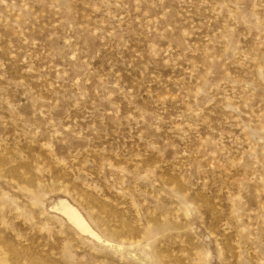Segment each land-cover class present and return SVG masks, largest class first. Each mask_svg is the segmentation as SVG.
<instances>
[{"label": "rangeland", "instance_id": "rangeland-1", "mask_svg": "<svg viewBox=\"0 0 264 264\" xmlns=\"http://www.w3.org/2000/svg\"><path fill=\"white\" fill-rule=\"evenodd\" d=\"M0 264H264V0H0Z\"/></svg>", "mask_w": 264, "mask_h": 264}, {"label": "bare ground", "instance_id": "bare-ground-1", "mask_svg": "<svg viewBox=\"0 0 264 264\" xmlns=\"http://www.w3.org/2000/svg\"><path fill=\"white\" fill-rule=\"evenodd\" d=\"M64 212L71 218L74 220V222L79 226V228L83 229L84 231H87L95 236H97L96 233H94V231H92L89 226H87L85 219L79 214V212L73 210V209H69V208H65Z\"/></svg>", "mask_w": 264, "mask_h": 264}]
</instances>
